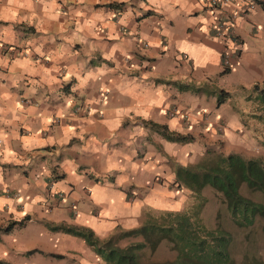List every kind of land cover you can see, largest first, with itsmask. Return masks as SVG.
Wrapping results in <instances>:
<instances>
[{
    "label": "crops",
    "instance_id": "obj_1",
    "mask_svg": "<svg viewBox=\"0 0 264 264\" xmlns=\"http://www.w3.org/2000/svg\"><path fill=\"white\" fill-rule=\"evenodd\" d=\"M256 10L231 28L239 59L247 39L264 37ZM215 14L205 0H0V227L28 219L0 235L1 261L105 264L84 238L45 223L89 228L104 241L140 226L148 211L191 204L174 183L177 165L213 149L253 156L239 143L238 112L213 93L231 95L221 81L236 71L233 61L220 74L231 45L215 34ZM249 58L236 84L244 89L248 79L264 83L260 53ZM77 105L88 111L74 113ZM151 122L193 139L169 141ZM51 185L65 194L55 207Z\"/></svg>",
    "mask_w": 264,
    "mask_h": 264
},
{
    "label": "trees",
    "instance_id": "obj_2",
    "mask_svg": "<svg viewBox=\"0 0 264 264\" xmlns=\"http://www.w3.org/2000/svg\"><path fill=\"white\" fill-rule=\"evenodd\" d=\"M259 6L264 10V0H259ZM228 69L224 68L220 74L226 73ZM173 83L179 89L207 91L203 86ZM257 85L254 84V90H258ZM213 93H216L217 105L224 103L230 96L224 89ZM246 99L259 107L254 108L258 112L252 115L264 121V87L256 91L253 98L248 95ZM150 126L169 141L181 143L193 139L190 135L170 131L166 125L151 122ZM174 183L190 191L192 201L186 209L147 215L140 226L128 230L118 229L104 241L99 240L89 228L47 225L51 230L84 238L95 248L105 264H237L230 253V233L219 227L208 228L203 222L202 212L207 198L202 191L210 186L214 195L226 205L236 225L247 227L260 219L264 234V158H246L239 153L223 154L207 150L197 162L187 166L177 165ZM242 186L262 194L263 202L244 195ZM17 224L21 225L22 221H12L0 228V232L7 233ZM123 240L127 242L121 244ZM162 242H166L176 253L173 260L152 259ZM252 260L247 263L253 264L255 261ZM0 264L6 263L0 261Z\"/></svg>",
    "mask_w": 264,
    "mask_h": 264
},
{
    "label": "rangeland",
    "instance_id": "obj_3",
    "mask_svg": "<svg viewBox=\"0 0 264 264\" xmlns=\"http://www.w3.org/2000/svg\"><path fill=\"white\" fill-rule=\"evenodd\" d=\"M259 16L256 18L259 20V24L257 25L258 30L264 31V10L262 8H257L256 10ZM256 32L253 31L252 35L254 37H258ZM211 34V33H210ZM245 50L247 51V56L239 59L233 60L236 61V71L233 75L228 77L225 81H221L222 85L227 89L231 90V95L225 100L224 107L228 109H233L238 112L239 120L238 124L240 126V132L244 131L249 134V136H244L242 133H238V139L240 145L247 150L246 154L250 153L253 155L251 157L256 158H264V121L258 120V118L254 117L252 114L257 113L254 108H259L258 106H254L251 101H248L246 98L248 95H251L252 98L256 91L264 87V83H259L257 85L258 90L253 89L252 82L248 79L246 80L245 86L248 88L237 87V81L241 79L245 75V72L248 70L247 63H251V59L249 58L251 51H256L260 53L261 59L264 60V37L260 40H252L247 39L245 41ZM247 58V63L245 59ZM249 58V59H248ZM255 61V59H254ZM255 63V62H254ZM222 65H224L222 63ZM206 88V85H202ZM167 111H174L177 114L181 115L180 117L184 120L189 119L188 115L184 114L182 110L178 108H169ZM187 117V118H184ZM234 125V120H230L228 126L224 125L226 128ZM223 126V127H224ZM154 130V129H153ZM225 130V128H224ZM247 130V131H246ZM155 131V130H154ZM215 152H220L219 149L214 150ZM248 158V157H246ZM241 191L247 197L252 198L255 201L263 202V196L260 193H255L247 189L245 186L241 187ZM203 195L207 198V203L203 209L202 217L203 222L208 228H216L219 227L221 229L226 230L230 233L232 237L231 245H230V253L232 258L235 260L237 264H248L252 261H255L253 264H264V234L261 229V220L257 219L255 223L251 226L247 227H239L234 223L229 211L226 209V205L221 202V200L214 195V190L210 186H206L203 191ZM48 195L50 197V201L53 203L51 206H57L64 198L65 194L62 191H57L52 189V185L49 186ZM14 198H19V194ZM190 205V204H189ZM188 205V206H189ZM49 207H45L50 210ZM186 209V208H185ZM160 212H146L147 215H157ZM27 218V217H26ZM21 220L24 225L25 221L28 219ZM9 223L3 225L0 228L6 227ZM47 224L45 225L51 229ZM16 225V226H21ZM52 225V224H50ZM54 226V225H52ZM15 227V226H14ZM13 227V228H14ZM12 228V229H13ZM11 229V230H12ZM10 230V231H11ZM59 231V230H55ZM6 233L0 232V235H4ZM127 240H123L122 244H125ZM164 246V247H163ZM163 247V249H162ZM160 252V253H159ZM176 253L169 248L166 242H162L156 253L152 255V259L156 260H173L175 258ZM1 261V260H0ZM248 262V263H247ZM258 262V263H257ZM6 263V262H5ZM252 264V263H251Z\"/></svg>",
    "mask_w": 264,
    "mask_h": 264
},
{
    "label": "built area",
    "instance_id": "obj_4",
    "mask_svg": "<svg viewBox=\"0 0 264 264\" xmlns=\"http://www.w3.org/2000/svg\"><path fill=\"white\" fill-rule=\"evenodd\" d=\"M229 3L235 4V8L231 12H224L222 7ZM258 6L259 0H205V7L210 9L213 13H216L214 15L215 34L222 36L227 45H231V48L225 49L222 53V63L224 67H230L233 60L241 53L242 40L231 28L237 24L238 20L247 18ZM255 28L256 30L258 29V27ZM181 56L182 58H187L186 54H182ZM86 109L88 111V108L84 105H77L73 112L79 113ZM172 113L176 112L173 111ZM188 120L189 119L186 120L187 123L189 122Z\"/></svg>",
    "mask_w": 264,
    "mask_h": 264
},
{
    "label": "clouds",
    "instance_id": "obj_5",
    "mask_svg": "<svg viewBox=\"0 0 264 264\" xmlns=\"http://www.w3.org/2000/svg\"><path fill=\"white\" fill-rule=\"evenodd\" d=\"M258 7H260V6H258ZM223 68H226V67L223 66ZM229 68H230V67H229ZM155 253H156V252H155Z\"/></svg>",
    "mask_w": 264,
    "mask_h": 264
}]
</instances>
